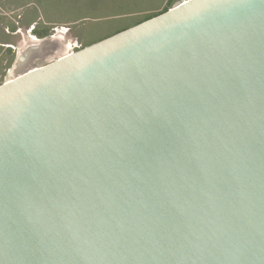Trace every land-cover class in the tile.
<instances>
[{
	"label": "water",
	"instance_id": "water-1",
	"mask_svg": "<svg viewBox=\"0 0 264 264\" xmlns=\"http://www.w3.org/2000/svg\"><path fill=\"white\" fill-rule=\"evenodd\" d=\"M0 85V264H264V0H180Z\"/></svg>",
	"mask_w": 264,
	"mask_h": 264
},
{
	"label": "rangeland",
	"instance_id": "rangeland-1",
	"mask_svg": "<svg viewBox=\"0 0 264 264\" xmlns=\"http://www.w3.org/2000/svg\"><path fill=\"white\" fill-rule=\"evenodd\" d=\"M178 1L0 0V23L11 45L9 55L0 54V85L17 45L29 37L42 39L63 29L64 40L72 42L70 52H74L166 12Z\"/></svg>",
	"mask_w": 264,
	"mask_h": 264
},
{
	"label": "crops",
	"instance_id": "crops-1",
	"mask_svg": "<svg viewBox=\"0 0 264 264\" xmlns=\"http://www.w3.org/2000/svg\"><path fill=\"white\" fill-rule=\"evenodd\" d=\"M2 28H3V25L0 23V47L1 48H5L3 50H1L0 48V54H4L6 52V55H9L10 51H8V49H11V45H10V41H9V37L7 36V34H4L3 31H2ZM1 34L3 35L1 37ZM17 49V48H16ZM3 51V52H2ZM14 54H16V50L14 52ZM14 58H15V55H14ZM14 60V59H13ZM13 63V61H12ZM2 65V63L0 64ZM2 67V66H1ZM8 74V73H7ZM7 79V76L6 78H4V81Z\"/></svg>",
	"mask_w": 264,
	"mask_h": 264
},
{
	"label": "trees",
	"instance_id": "trees-1",
	"mask_svg": "<svg viewBox=\"0 0 264 264\" xmlns=\"http://www.w3.org/2000/svg\"><path fill=\"white\" fill-rule=\"evenodd\" d=\"M165 12V11H164Z\"/></svg>",
	"mask_w": 264,
	"mask_h": 264
}]
</instances>
